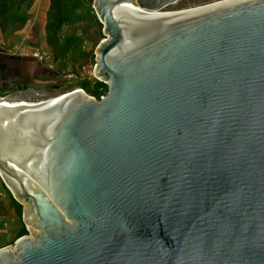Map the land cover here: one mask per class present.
Segmentation results:
<instances>
[{"label": "water", "instance_id": "water-1", "mask_svg": "<svg viewBox=\"0 0 264 264\" xmlns=\"http://www.w3.org/2000/svg\"><path fill=\"white\" fill-rule=\"evenodd\" d=\"M177 1L95 0L107 96L71 94L53 120L52 102L19 111L1 177L44 234L0 264H264V0L147 23L111 11ZM56 207L81 222L60 239Z\"/></svg>", "mask_w": 264, "mask_h": 264}, {"label": "rangeland", "instance_id": "rangeland-1", "mask_svg": "<svg viewBox=\"0 0 264 264\" xmlns=\"http://www.w3.org/2000/svg\"><path fill=\"white\" fill-rule=\"evenodd\" d=\"M217 1L221 0H179L159 11L175 12ZM5 3L7 14L0 18V48L15 61L25 60L30 69L35 64L40 66L38 74L41 76L35 79L36 96H18L17 88H10L4 90L0 98L48 100L76 89L94 100L107 96L109 83L96 70H102L100 47L110 37L105 35L104 24L94 9L95 0H62L63 23L59 29L47 27L51 0H5ZM31 187L34 188L32 184ZM80 204L91 216L90 210ZM56 210L63 228L56 224V238L60 239L74 233L81 222L68 218L57 207ZM43 234L41 228L27 223L23 199L13 193L0 175V235H7V242L1 248L13 245L24 236H29L31 242Z\"/></svg>", "mask_w": 264, "mask_h": 264}, {"label": "bare ground", "instance_id": "bare-ground-1", "mask_svg": "<svg viewBox=\"0 0 264 264\" xmlns=\"http://www.w3.org/2000/svg\"><path fill=\"white\" fill-rule=\"evenodd\" d=\"M235 1H239V0H221L214 3L193 7L189 9H183L175 12H160L159 10L149 12L139 8L136 5H132L130 3H123V6L115 7L111 11H112V16L118 18L123 23H137L140 22V21H136L138 19L144 21L142 23H147L145 21L148 20H177L214 5L223 4L226 2H235ZM76 93L81 94L82 92L79 89H76L73 90L72 92L61 93L52 99L38 100V101L35 100L31 101V99L20 100V101L0 99V140H2L6 136H10L13 121L31 119L27 117L20 118L18 114L19 111L26 110L25 112H38L41 108L47 106L49 103L52 102L51 112L44 118V120L45 119L53 120L55 117L59 116L60 114L57 112V110H55L58 107L59 102H61V100L68 99L71 96V94H76ZM0 175L2 176L1 172ZM22 178H27V174L22 173ZM40 181L42 182V180Z\"/></svg>", "mask_w": 264, "mask_h": 264}, {"label": "crops", "instance_id": "crops-1", "mask_svg": "<svg viewBox=\"0 0 264 264\" xmlns=\"http://www.w3.org/2000/svg\"><path fill=\"white\" fill-rule=\"evenodd\" d=\"M16 59L8 55L4 49L0 48V94L6 89L10 88H26L27 91L38 90L35 86V79H38V70L41 68L37 64L28 68V64L25 60L15 61ZM30 71V73H29ZM2 100H11L10 98ZM14 101H20L24 99L13 98ZM7 235H0V248L5 246Z\"/></svg>", "mask_w": 264, "mask_h": 264}, {"label": "trees", "instance_id": "trees-1", "mask_svg": "<svg viewBox=\"0 0 264 264\" xmlns=\"http://www.w3.org/2000/svg\"><path fill=\"white\" fill-rule=\"evenodd\" d=\"M62 0H51V4L48 10V29H59L63 23L61 16L62 12ZM7 8L5 0H0V18L6 16Z\"/></svg>", "mask_w": 264, "mask_h": 264}, {"label": "built area", "instance_id": "built-area-1", "mask_svg": "<svg viewBox=\"0 0 264 264\" xmlns=\"http://www.w3.org/2000/svg\"><path fill=\"white\" fill-rule=\"evenodd\" d=\"M36 90H31V92H29V91H27V89L26 88H21V87H19V88H17L16 89V93L15 94H17L18 96H20V95H22V94H31V95H33V96H36ZM17 97V96H16ZM13 98H11V100H12Z\"/></svg>", "mask_w": 264, "mask_h": 264}, {"label": "flooded vegetation", "instance_id": "flooded-vegetation-1", "mask_svg": "<svg viewBox=\"0 0 264 264\" xmlns=\"http://www.w3.org/2000/svg\"><path fill=\"white\" fill-rule=\"evenodd\" d=\"M20 87H22V86H20Z\"/></svg>", "mask_w": 264, "mask_h": 264}]
</instances>
